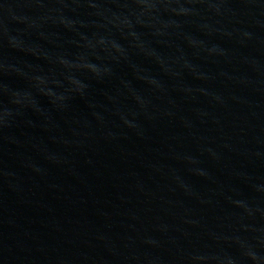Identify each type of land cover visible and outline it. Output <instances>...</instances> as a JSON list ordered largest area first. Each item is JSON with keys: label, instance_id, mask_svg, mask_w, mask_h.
Wrapping results in <instances>:
<instances>
[{"label": "water", "instance_id": "water-1", "mask_svg": "<svg viewBox=\"0 0 264 264\" xmlns=\"http://www.w3.org/2000/svg\"><path fill=\"white\" fill-rule=\"evenodd\" d=\"M0 264H264V0H0Z\"/></svg>", "mask_w": 264, "mask_h": 264}]
</instances>
